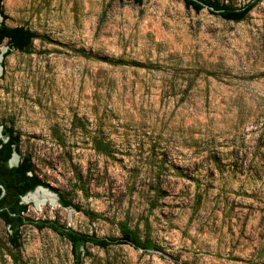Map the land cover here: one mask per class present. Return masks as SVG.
Returning a JSON list of instances; mask_svg holds the SVG:
<instances>
[{
	"label": "rangeland",
	"instance_id": "1",
	"mask_svg": "<svg viewBox=\"0 0 264 264\" xmlns=\"http://www.w3.org/2000/svg\"><path fill=\"white\" fill-rule=\"evenodd\" d=\"M215 1L255 7L233 23L182 0L1 3L36 39L0 40V128L75 207L36 192L24 217L113 241L81 264H264V0ZM9 237L0 221V264H75L50 230Z\"/></svg>",
	"mask_w": 264,
	"mask_h": 264
},
{
	"label": "trees",
	"instance_id": "2",
	"mask_svg": "<svg viewBox=\"0 0 264 264\" xmlns=\"http://www.w3.org/2000/svg\"><path fill=\"white\" fill-rule=\"evenodd\" d=\"M118 2H131L140 5L143 0H117ZM0 0V17H3ZM185 8L193 10L195 13L206 9L209 14L218 16L224 21L240 23L245 20L248 14L254 9L255 4H247L239 9H232L227 6L219 5L215 0H182ZM209 8V9H208ZM211 9V10H210ZM36 36L22 28H8L0 23V40L7 42L9 49L18 52L28 53L31 44ZM3 140H0V185L5 189L4 196L0 197V221L9 229V242L13 249H18L19 230L26 226L35 229L50 230L62 239L66 240L71 247V253L75 264H81L80 256L86 245L98 248H106L113 244V241L98 239L94 236L84 235L71 229H66L54 221H31L24 217L27 210L25 205L20 204V198L41 187L49 190L58 197V204L63 208H75L66 199V194L58 193L39 181L32 172L29 158H21L17 167L8 168L7 162L12 154L18 152L19 138L14 135L12 129H2ZM98 148L105 151L106 147L101 143ZM1 196V189H0ZM121 236L120 243L132 246L136 249L147 250L155 249L148 241H142L138 234L128 226H119Z\"/></svg>",
	"mask_w": 264,
	"mask_h": 264
},
{
	"label": "flooded vegetation",
	"instance_id": "3",
	"mask_svg": "<svg viewBox=\"0 0 264 264\" xmlns=\"http://www.w3.org/2000/svg\"><path fill=\"white\" fill-rule=\"evenodd\" d=\"M14 155H15V154H12L11 157H10V159H9L8 162H7V167H8V168H14V167H17L18 164H19V162H20V161H17L16 156L13 157ZM14 159H15V160H14ZM36 189H37V188H36ZM36 189H35V190H36ZM35 190H34V191H35ZM34 191H33V192H34ZM33 192H30V193L26 194L24 197H21V198H20V204L23 205L22 200L25 199L29 194H32ZM3 196H4V195H3ZM0 197H2V196H0Z\"/></svg>",
	"mask_w": 264,
	"mask_h": 264
},
{
	"label": "water",
	"instance_id": "4",
	"mask_svg": "<svg viewBox=\"0 0 264 264\" xmlns=\"http://www.w3.org/2000/svg\"><path fill=\"white\" fill-rule=\"evenodd\" d=\"M208 9H209V8H208ZM210 10H211V9H210ZM0 140H3V137H2V128H0ZM13 157H15V155H14ZM0 189H1V196H3V195L5 194V189H4L3 186H1V185H0ZM37 190H43V191H45L46 193H48L49 195H51V196L53 197V200H54V201H57V202H58V197H57V195L51 193L49 190L44 189V188H41V187H38L35 191H37ZM35 191H34V192H35Z\"/></svg>",
	"mask_w": 264,
	"mask_h": 264
},
{
	"label": "bare ground",
	"instance_id": "5",
	"mask_svg": "<svg viewBox=\"0 0 264 264\" xmlns=\"http://www.w3.org/2000/svg\"><path fill=\"white\" fill-rule=\"evenodd\" d=\"M14 160H15V159H14ZM36 192L44 193V196H47V195H48V196H50V197L52 198V200H53V197H52L51 195H49L48 193H46L45 191H43V190H37V191L33 192L32 194H34V193H36ZM32 194H29L28 196H30V195H32ZM37 194H38V193H37ZM28 196H27V197H28ZM27 197H26V198H27ZM26 198H25V199H26ZM25 199H24V200H25ZM34 200H35V199H34ZM53 202H54V200H53Z\"/></svg>",
	"mask_w": 264,
	"mask_h": 264
}]
</instances>
